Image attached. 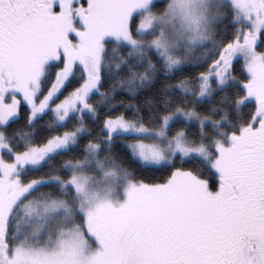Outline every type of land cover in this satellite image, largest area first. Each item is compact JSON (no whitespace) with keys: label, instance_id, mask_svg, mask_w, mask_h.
Wrapping results in <instances>:
<instances>
[{"label":"snow or ice","instance_id":"6c2138e0","mask_svg":"<svg viewBox=\"0 0 264 264\" xmlns=\"http://www.w3.org/2000/svg\"><path fill=\"white\" fill-rule=\"evenodd\" d=\"M0 264H264V0H0Z\"/></svg>","mask_w":264,"mask_h":264}]
</instances>
